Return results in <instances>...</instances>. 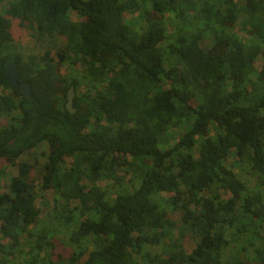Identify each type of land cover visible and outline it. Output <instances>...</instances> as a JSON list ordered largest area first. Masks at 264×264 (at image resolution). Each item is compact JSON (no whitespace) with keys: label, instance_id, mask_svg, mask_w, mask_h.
<instances>
[{"label":"trees","instance_id":"1","mask_svg":"<svg viewBox=\"0 0 264 264\" xmlns=\"http://www.w3.org/2000/svg\"><path fill=\"white\" fill-rule=\"evenodd\" d=\"M0 160V264H264V0H0Z\"/></svg>","mask_w":264,"mask_h":264},{"label":"rangeland","instance_id":"2","mask_svg":"<svg viewBox=\"0 0 264 264\" xmlns=\"http://www.w3.org/2000/svg\"><path fill=\"white\" fill-rule=\"evenodd\" d=\"M238 5H242L245 3V0H237ZM136 15H134L135 17ZM72 17L74 19H78V15L75 12H72ZM243 17V16H242ZM243 19V18H242ZM240 27L241 24L238 23L236 29H234L235 31H240ZM13 35L14 38L16 40V42L21 43L22 46V51L24 54H31V53H35V54H39L42 53L43 51H45V49L47 48V43L42 44L41 42L37 41L32 34L30 33L31 31H29L27 28L25 27H21L20 25V20L15 19L13 21ZM240 35L243 37V39H245V41H247L249 38H247V34L243 33V32H239ZM204 46V43H203ZM261 61V60H260ZM260 61L258 62V66L261 64ZM41 160V163H43V160ZM33 160H31L32 162ZM0 166L2 168L5 169L6 171V179L2 180L0 183V190L1 191H6V187H7V180L9 178H11V176L17 175L18 174V169L17 167H11L5 160H0ZM40 167V166H39ZM37 167V168H39ZM34 176H36L34 174ZM251 179V183L255 184V178L250 176L249 177ZM40 182V180H38ZM251 184V185H252ZM40 185V184H39ZM101 185L106 188L108 185V182H102ZM38 191H40V188L38 186L37 188ZM42 193L39 192L38 195L40 196ZM54 192L48 191V193L44 194V196H47V199L50 200L51 204H49L48 206L44 205V199L41 197L37 200V204L40 207V209L42 210V216H45L47 214V212L49 211V207L52 206V198H53ZM64 237V236H63ZM63 241L59 240V242L57 243V253L58 254H62L63 256H68L69 253L71 252V247L67 244L66 240L63 238ZM10 241L8 239L4 240L3 243L4 244H8ZM191 243L188 244V247H191Z\"/></svg>","mask_w":264,"mask_h":264},{"label":"water","instance_id":"3","mask_svg":"<svg viewBox=\"0 0 264 264\" xmlns=\"http://www.w3.org/2000/svg\"><path fill=\"white\" fill-rule=\"evenodd\" d=\"M5 76L16 91H21L27 97H31L30 85L28 83H19L18 81V68L15 61H11L7 64ZM74 97H75V89L72 86L68 91V95H67L68 100L66 106L73 113L76 111V109L73 106Z\"/></svg>","mask_w":264,"mask_h":264}]
</instances>
